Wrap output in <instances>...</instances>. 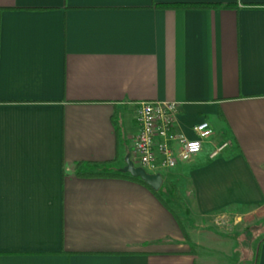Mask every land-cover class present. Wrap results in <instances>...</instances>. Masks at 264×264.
I'll return each mask as SVG.
<instances>
[{
	"label": "crops",
	"instance_id": "0c3cea01",
	"mask_svg": "<svg viewBox=\"0 0 264 264\" xmlns=\"http://www.w3.org/2000/svg\"><path fill=\"white\" fill-rule=\"evenodd\" d=\"M158 101L213 129L166 172L193 213L264 207V0H0V264H240L241 236L190 241L151 189L79 176L124 168Z\"/></svg>",
	"mask_w": 264,
	"mask_h": 264
},
{
	"label": "built area",
	"instance_id": "2783aa9c",
	"mask_svg": "<svg viewBox=\"0 0 264 264\" xmlns=\"http://www.w3.org/2000/svg\"><path fill=\"white\" fill-rule=\"evenodd\" d=\"M177 102H141L136 105L139 132L134 138L130 159L134 167L148 174H162L175 170L179 164L198 157L213 135L207 122L194 128L196 138L189 139L179 131ZM227 145L219 147L211 156L217 157ZM138 163V165L135 164Z\"/></svg>",
	"mask_w": 264,
	"mask_h": 264
},
{
	"label": "rangeland",
	"instance_id": "374dc122",
	"mask_svg": "<svg viewBox=\"0 0 264 264\" xmlns=\"http://www.w3.org/2000/svg\"><path fill=\"white\" fill-rule=\"evenodd\" d=\"M135 164L138 165L137 162ZM163 177V188L168 189L164 191L163 198L182 222L190 241L196 239L199 233L210 237L220 235L224 238H239V235L240 246L235 251L234 258L240 260V264L256 263L258 245L264 239V207L230 208L226 214L202 220L193 213L178 179L175 176L167 177L166 172H163Z\"/></svg>",
	"mask_w": 264,
	"mask_h": 264
},
{
	"label": "trees",
	"instance_id": "16d2710c",
	"mask_svg": "<svg viewBox=\"0 0 264 264\" xmlns=\"http://www.w3.org/2000/svg\"><path fill=\"white\" fill-rule=\"evenodd\" d=\"M160 8L162 9H211V8H217L219 5H210V4H162L159 5ZM89 168H92L95 170L94 172H87V173H81L79 176H84V177H105V178H121V179H128L132 180L134 182L140 183L141 185L151 189L144 181L133 178L130 175L123 174L121 172V169L119 166L116 165L115 162H109V163H104V164H88L87 165ZM152 190V189H151ZM154 194H156L159 198V200L166 206L168 207L169 204L168 202L163 198L164 188L162 187L158 192L152 190ZM176 220L179 224L180 227H183L182 222L179 220V218L175 215ZM184 228V227H183Z\"/></svg>",
	"mask_w": 264,
	"mask_h": 264
},
{
	"label": "water",
	"instance_id": "95a60500",
	"mask_svg": "<svg viewBox=\"0 0 264 264\" xmlns=\"http://www.w3.org/2000/svg\"><path fill=\"white\" fill-rule=\"evenodd\" d=\"M125 167L121 169L123 174L130 175L133 178L144 181L152 190L158 192L164 185V177L162 174H148L142 168H136L128 155L125 159Z\"/></svg>",
	"mask_w": 264,
	"mask_h": 264
}]
</instances>
